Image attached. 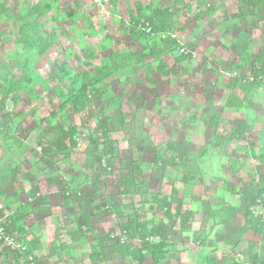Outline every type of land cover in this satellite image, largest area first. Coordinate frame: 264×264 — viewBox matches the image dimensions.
<instances>
[{
  "label": "rangeland",
  "instance_id": "rangeland-1",
  "mask_svg": "<svg viewBox=\"0 0 264 264\" xmlns=\"http://www.w3.org/2000/svg\"><path fill=\"white\" fill-rule=\"evenodd\" d=\"M246 1L0 0V264H42L39 233L66 253L79 227L82 249L109 264H126L112 245H141L148 224H164L173 264H209L213 254L212 264H227V255L247 264L240 257L249 246L264 247L243 218L248 210L264 218L256 196L264 76L253 82L235 45L242 39L247 54L264 53V10L249 23L234 18ZM138 6L147 16L167 11L174 24L133 31ZM34 21L33 33L50 43L45 53L23 40ZM136 51L153 56L106 70ZM85 83L89 100L77 103ZM119 104L125 120L112 132L111 174L101 122ZM227 204L236 216L224 224L211 213ZM145 255L144 264H155Z\"/></svg>",
  "mask_w": 264,
  "mask_h": 264
},
{
  "label": "trees",
  "instance_id": "trees-1",
  "mask_svg": "<svg viewBox=\"0 0 264 264\" xmlns=\"http://www.w3.org/2000/svg\"><path fill=\"white\" fill-rule=\"evenodd\" d=\"M138 9V16H132V22H133V31L138 28L139 25H143L146 27L147 24H149L152 28L153 33H159L160 31H169L174 24L173 18L171 14L167 11L162 10H156L153 12L151 16H147L144 13V9L141 6L137 7ZM264 10V0H247L246 6L244 8H240L239 12L233 13L232 16L234 18H239L243 21H254L257 19V17L263 13ZM203 14V13H201ZM36 25V22H31L28 24V31H25L23 29V40L28 45H36L39 47L41 53H45L46 50L49 48L50 43L48 41L43 40L40 36L37 37V35L34 32V27ZM175 40L172 37H169L168 43H173ZM236 46H239V49L237 50L240 57L245 59L247 61L248 66L251 67L252 72V78L253 82L258 81L261 77L264 76V53H258L256 55H249L247 54V47L248 43L243 41L242 39H237L235 42ZM152 53L145 54L144 51H136L133 53H130L127 57H122L120 60L114 61L111 63L110 66L106 67V70H109L110 72H117L123 68H126L131 61L136 60L140 62L146 61L148 58H150ZM162 72H166L165 68L166 66L163 65L160 67ZM243 69V68H242ZM241 69V71H242ZM241 74V73H240ZM98 95L101 97L103 96V92H98ZM82 100H89L88 99V93H87V87L86 83L84 84V88L81 91V97L79 98V101L77 103L82 104ZM119 100V98H118ZM5 101L3 100L1 102V106L4 107ZM7 115L4 116L6 118ZM124 110L120 104L117 106L116 112L112 114L111 116L105 117L101 122V128L103 129V137L105 139V142L107 143V147L104 149V153L109 155L110 158L108 160L109 167L111 168L110 173L113 174V162H114V155H115V148L113 144L112 139V132L120 131L125 117H124ZM239 131V132H238ZM245 131V125L237 129L236 133H243ZM72 133H74V130H72ZM183 148L182 144H178L173 148L178 153L181 152ZM93 148L92 146L88 149V157H87V165L92 166L94 164V158L92 157ZM158 158L165 162L163 160V157L158 156ZM101 160V157L99 158ZM107 169H105L106 171ZM132 178V177H131ZM125 181H128V177H125ZM260 183H261V189L256 193V196L259 198H264V174L260 177ZM135 189L137 188L138 191V184H135ZM126 186H123V188ZM141 189V186H140ZM129 191V189L125 188V192ZM255 198L254 201H256ZM264 200V199H263ZM3 215V211L0 210V216ZM212 217H217L221 223L228 224L231 223L235 216H236V208L231 205L227 204L223 207L214 210L211 213ZM244 218V224L247 226L251 231H253L256 235H259L262 240H264V218L262 216L255 215L252 211H246L243 214ZM80 234H84L85 232L82 230V227H79ZM141 230V245L136 243H129V242H118L112 245L113 252L115 254H120L126 264H144L146 261V252H151V255L153 257V260L155 264H173L174 258L168 259L167 254L168 251L166 249L168 237L166 234V231L164 229V224L159 225H151L148 224V226L140 227ZM77 231H74V233ZM78 234V233H77ZM79 234V236H80ZM76 236V235H75ZM84 236V235H83ZM149 236L152 238H158L157 241H149ZM78 237V236H77ZM78 240V239H77ZM204 244H207V241L204 242ZM208 259L210 261L209 264H212L213 261H217L216 255L209 256ZM248 258L247 264H264V247L257 248V245L251 244L249 246V249L245 251L240 258ZM227 261V264L231 261V256L227 255L224 257ZM91 260L93 262H100L102 258L100 255H97L96 253L91 254ZM109 264V262L107 261ZM29 264H34V261L30 260ZM230 264V263H229Z\"/></svg>",
  "mask_w": 264,
  "mask_h": 264
},
{
  "label": "crops",
  "instance_id": "crops-1",
  "mask_svg": "<svg viewBox=\"0 0 264 264\" xmlns=\"http://www.w3.org/2000/svg\"><path fill=\"white\" fill-rule=\"evenodd\" d=\"M65 224L69 226L70 222L68 220H65ZM33 236L35 235L33 234ZM35 237L39 238L38 240L39 242H41V246H42L41 249L35 248L34 250L35 257H37V259L39 258L40 260L43 259L44 264H95V263L107 264V259L105 257H103L100 262L97 261L93 262L91 260V254L89 253V251H84L82 249L83 245L87 243V241L86 243L84 241L86 237L85 234L84 236L82 234L78 236L74 241V243L71 245V246H75V248L66 251V253L63 252V248H61L60 246L58 247V243L56 240H53L54 239L53 237L48 236L47 234L45 235L43 233L41 234L39 233ZM68 247L70 248V246H66V248ZM97 255H99V253H97ZM39 263L42 262L39 261ZM8 264H16V263L11 262Z\"/></svg>",
  "mask_w": 264,
  "mask_h": 264
},
{
  "label": "built area",
  "instance_id": "built-area-1",
  "mask_svg": "<svg viewBox=\"0 0 264 264\" xmlns=\"http://www.w3.org/2000/svg\"><path fill=\"white\" fill-rule=\"evenodd\" d=\"M12 242H13V241H12ZM13 245H14L15 247H19V248L21 247L20 243H14V242H13Z\"/></svg>",
  "mask_w": 264,
  "mask_h": 264
}]
</instances>
